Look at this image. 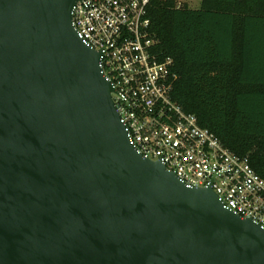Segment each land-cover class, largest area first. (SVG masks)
I'll return each instance as SVG.
<instances>
[{"label": "water", "instance_id": "1", "mask_svg": "<svg viewBox=\"0 0 264 264\" xmlns=\"http://www.w3.org/2000/svg\"><path fill=\"white\" fill-rule=\"evenodd\" d=\"M79 1L0 0V264H264V228L131 144Z\"/></svg>", "mask_w": 264, "mask_h": 264}, {"label": "built area", "instance_id": "2", "mask_svg": "<svg viewBox=\"0 0 264 264\" xmlns=\"http://www.w3.org/2000/svg\"><path fill=\"white\" fill-rule=\"evenodd\" d=\"M151 1L80 0L73 9L80 38L102 52L129 140L144 158L160 161L189 187L211 186L227 209L264 228V178L173 97L179 76L173 59L159 60L154 51ZM187 3L176 0L178 8Z\"/></svg>", "mask_w": 264, "mask_h": 264}, {"label": "trees", "instance_id": "3", "mask_svg": "<svg viewBox=\"0 0 264 264\" xmlns=\"http://www.w3.org/2000/svg\"><path fill=\"white\" fill-rule=\"evenodd\" d=\"M149 17L174 99L264 178V0H152Z\"/></svg>", "mask_w": 264, "mask_h": 264}, {"label": "rangeland", "instance_id": "4", "mask_svg": "<svg viewBox=\"0 0 264 264\" xmlns=\"http://www.w3.org/2000/svg\"><path fill=\"white\" fill-rule=\"evenodd\" d=\"M185 1L188 2L187 4H189L191 8H198L202 2V0H185Z\"/></svg>", "mask_w": 264, "mask_h": 264}]
</instances>
